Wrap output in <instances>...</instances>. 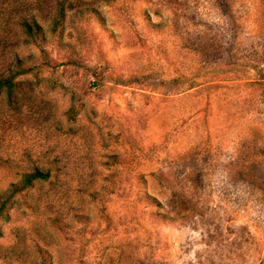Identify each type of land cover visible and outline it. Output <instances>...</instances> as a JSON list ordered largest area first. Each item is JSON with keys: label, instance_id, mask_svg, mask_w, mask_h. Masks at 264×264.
Segmentation results:
<instances>
[{"label": "rangeland", "instance_id": "1", "mask_svg": "<svg viewBox=\"0 0 264 264\" xmlns=\"http://www.w3.org/2000/svg\"><path fill=\"white\" fill-rule=\"evenodd\" d=\"M109 1L66 0L0 96V195L52 174L0 264H264V0Z\"/></svg>", "mask_w": 264, "mask_h": 264}, {"label": "trees", "instance_id": "2", "mask_svg": "<svg viewBox=\"0 0 264 264\" xmlns=\"http://www.w3.org/2000/svg\"><path fill=\"white\" fill-rule=\"evenodd\" d=\"M71 8L66 0H0V96L6 94L13 100L22 89L24 78L35 75L36 67L27 62L33 61L28 50L47 40L46 24L50 25L52 35H58ZM51 179V172L40 167L14 177L1 191L0 219L10 220L9 211L18 195Z\"/></svg>", "mask_w": 264, "mask_h": 264}]
</instances>
